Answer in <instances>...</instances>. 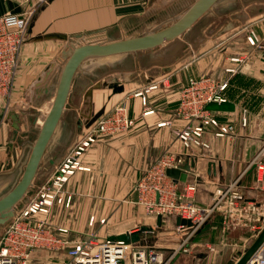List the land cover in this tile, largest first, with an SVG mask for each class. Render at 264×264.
Returning a JSON list of instances; mask_svg holds the SVG:
<instances>
[{
    "label": "crops",
    "instance_id": "crops-1",
    "mask_svg": "<svg viewBox=\"0 0 264 264\" xmlns=\"http://www.w3.org/2000/svg\"><path fill=\"white\" fill-rule=\"evenodd\" d=\"M194 2L48 0L41 5L21 49L11 101L0 98V108H9L0 123V178L4 180H0V187L16 175L26 151L31 148V130L48 114L42 117L37 113L48 102L53 104L48 96L64 63V48L74 43L78 45L77 41L84 38L112 41L141 35L138 32L161 23L169 14H184ZM31 3L32 0H0V16L24 12ZM208 14L214 17L213 33L212 23L201 22ZM194 31L198 32V39L192 38ZM252 31L257 36L255 45L247 39ZM181 37L154 49L110 59L90 58L77 71L69 95L71 108L63 113L47 148L44 155L47 165L43 168L42 161L36 177L38 183H44L59 167L68 150L83 139L91 124L123 100L128 102L135 125L126 132L102 138L81 156L86 170H75L66 184L72 196L70 204H55L49 214L53 226L69 228L70 240L95 230L101 239L126 237L163 246L159 242L149 243L147 239L158 228L175 227L177 218L149 214L146 207L138 203L135 186L166 151L191 152L173 132L174 128L187 123L176 111L180 93L190 77L230 78L226 91L228 100L211 103L208 108L221 124H234L235 132L225 137L207 132L211 148L206 152L195 150L196 157H188L197 161L200 175L189 173L187 182L179 183V190L183 191L186 183L197 181L196 203L210 205L217 191L227 186L223 181L227 180L228 163L236 179L253 170L251 163L264 146V0H219L184 39ZM228 67H239V71L230 75L225 70ZM49 69L52 72L48 75ZM153 84H158V88L145 92V96L148 107L154 112L143 115L142 97L135 96V92L145 91ZM12 110L19 116L18 129L13 126ZM243 116L248 118L246 126L242 124ZM169 121L170 124L159 126ZM209 158L216 163L217 175L214 170L207 172ZM251 175L255 184V172ZM91 216H95L93 227L89 225ZM193 248L196 246L192 244Z\"/></svg>",
    "mask_w": 264,
    "mask_h": 264
},
{
    "label": "built area",
    "instance_id": "built-area-1",
    "mask_svg": "<svg viewBox=\"0 0 264 264\" xmlns=\"http://www.w3.org/2000/svg\"><path fill=\"white\" fill-rule=\"evenodd\" d=\"M47 1L32 0L24 12L0 16V98L7 102L11 101L16 87L21 49L27 39L29 25L41 5ZM247 39L251 45H255V32L252 31ZM233 60L240 61L239 58ZM225 70L234 75L239 67H228ZM229 80L230 78L209 75L189 78L188 84L180 93L176 111V115L187 120V123L183 127L174 128L173 132L187 151L191 152L176 154L166 151L151 164L135 186L138 203L144 205L149 214L181 217L192 222L191 226L176 225L179 231L187 232L184 241L174 248L170 259H166L164 250L155 245L126 238L101 239L95 230H90L82 238L70 240L67 237L69 228L55 227L49 220L55 204H70L72 196L66 184L75 170H86L81 163L83 153L102 138L126 132L135 125L128 102L123 100L88 127L83 139L68 150L64 161L44 183L40 184L36 179L33 181L25 197L15 206L14 216L0 235V264H173L177 253L192 252L190 240L217 211L223 216L224 230L227 229L229 217L231 221L239 219L244 222L254 214L264 221L261 205L256 204V200L245 199L235 189L238 181L230 188H220L214 203L203 206L195 201L197 181L186 183L184 190L180 191L181 181L167 173L169 168L183 169L186 163L194 162L195 166L190 171H185L188 174L194 172L199 177L197 161L188 157H196L195 150L206 152L211 148V143L206 138L207 132H212L215 137L234 134V124H221L208 108L211 103L221 104L228 100L226 91ZM156 88L158 84H153L145 91L135 92V96L142 97L145 106L143 115L154 112L147 105L145 92ZM8 109L0 108V123L6 117ZM167 123L171 122H162L159 126ZM247 123L248 118L243 116V126ZM211 161L214 160L209 158V162ZM251 165L255 169V186L264 192V146ZM101 222L104 223L105 219ZM89 225H95V216H91ZM131 233L133 232L130 231ZM237 260L238 258L235 262ZM246 264H264V243Z\"/></svg>",
    "mask_w": 264,
    "mask_h": 264
},
{
    "label": "water",
    "instance_id": "water-1",
    "mask_svg": "<svg viewBox=\"0 0 264 264\" xmlns=\"http://www.w3.org/2000/svg\"><path fill=\"white\" fill-rule=\"evenodd\" d=\"M219 0H195V2L170 25L156 31L141 35L116 39L103 42H88L74 46L72 49L63 50L62 56L64 65L58 78L55 97L49 113L44 119L37 138L31 147L26 165L20 179L5 194L0 196V225L6 224L15 213V206L25 197L33 181L36 179L41 162L52 140L53 135L63 117L66 109L71 108L69 95L72 90L73 80L82 64L96 57H108L114 55H124L163 46L186 34L193 25L207 13ZM46 87V92H49ZM10 116L13 119V126L19 128V116L12 110ZM195 166L186 163L182 168H169L167 173L177 181L187 182L188 172ZM187 170V171H185ZM214 170L217 175L215 161L208 163V172ZM177 224L191 226L190 220L181 217L177 218ZM264 243V227L258 233V237L253 244L244 252H239L238 260L230 261L228 264H246L251 256Z\"/></svg>",
    "mask_w": 264,
    "mask_h": 264
},
{
    "label": "rangeland",
    "instance_id": "rangeland-1",
    "mask_svg": "<svg viewBox=\"0 0 264 264\" xmlns=\"http://www.w3.org/2000/svg\"><path fill=\"white\" fill-rule=\"evenodd\" d=\"M180 16L181 14L179 13L169 14L167 18L164 19V21H162L161 23L155 26H152L151 28L144 30L142 32H138V33H141V34L149 33V32L161 29L163 27H166L170 25L172 22H174L175 20H177ZM213 20H214V17L211 14L205 15V17L201 19V22L212 23V26H211L212 33L215 29V27L213 26L215 22H213ZM186 34L182 35L181 38L184 39V36H186ZM199 37L200 36L198 32L194 31L192 38L198 39ZM91 41L92 42H103L104 40H101L99 38H94V39L84 38V39L78 40L77 42L79 43L78 45H80V44H85ZM74 46H76L75 43L72 45H69L68 47L64 49L65 50L72 49ZM63 65L64 63L61 64L59 73L54 78L51 93L48 96V101H51L52 97L55 95L58 78L61 73ZM50 106L52 105L49 104L48 102V104H46V107H44V109L37 114L39 115L41 114L42 117L43 116L45 117V115L48 113ZM32 113L35 115L36 111L33 110ZM33 116H31V118L29 119L32 120ZM37 126L38 127L31 130L32 131L31 132L32 133L31 147L34 144L37 138V134L41 128L40 124L39 125L37 124ZM30 151H31V148L26 151L25 157L22 160V165L17 170L16 175L8 179L7 180L8 183L6 185H3L0 187V196H2L9 189H11L13 185H15V183L20 179L23 173L24 167L26 165ZM42 161H43V168H45V166L47 165V159L44 158ZM41 165H42V162H41ZM249 165H250V162L248 163V166ZM230 167L231 166L228 163L227 164V180L223 181V183L227 182L226 187L230 188L233 185V183L238 181L235 185V189L238 190V192L241 195H243L245 199L256 200L257 202L256 204L261 205L260 208L261 210L263 209L262 212L264 213V192L255 186V184L253 183L252 175L247 176L248 174H245L242 178L238 177L237 178L238 180H237L236 179L237 175L234 173L233 174L230 173V169H231ZM1 179L2 178H0V180ZM1 181H4V180H1ZM203 181L204 180H201V182ZM208 184H211V182L208 181ZM217 196H218V191L216 193V197ZM210 205H206V206H210ZM251 206L253 207V204ZM220 213H221L220 211L215 212L213 217L200 229V232L196 233L193 236V238L190 240L189 243L193 244V246H196V248H193L191 253H182V252L177 253L175 257L173 258V262H174L173 264H228L230 261H235L239 257V252H244L247 248H249L253 244L255 239L258 237V233L264 227V221L260 220L257 215L251 214L250 218L246 219L244 222L240 221L239 219L238 221L234 219L231 221L230 217L227 218V229L224 230V232H222L223 228L221 227L218 228V223L216 222L217 219H215L216 215L218 216V214ZM220 216H222V214ZM165 218L169 219V216H166ZM221 221L223 225V216H222ZM6 224L0 225V235ZM186 232L187 231H179L176 228V226L169 228V229L158 228L156 232L154 234H151L150 238H148L147 240L149 241V243H156V242H159L158 244L162 243L163 246L160 247L158 245V247L164 250L166 259H170L171 255L174 253V248H177L178 244L184 241V238L186 237ZM210 246L212 248H210Z\"/></svg>",
    "mask_w": 264,
    "mask_h": 264
},
{
    "label": "trees",
    "instance_id": "trees-1",
    "mask_svg": "<svg viewBox=\"0 0 264 264\" xmlns=\"http://www.w3.org/2000/svg\"><path fill=\"white\" fill-rule=\"evenodd\" d=\"M253 172H255V169L254 168H253V170L247 176H250ZM215 219H217L216 222L218 223V228H220V227L222 228V223H221L222 222L221 221L222 220V216H220V214H218V216L216 215ZM199 232H200V230L197 233H199Z\"/></svg>",
    "mask_w": 264,
    "mask_h": 264
},
{
    "label": "bare ground",
    "instance_id": "bare-ground-1",
    "mask_svg": "<svg viewBox=\"0 0 264 264\" xmlns=\"http://www.w3.org/2000/svg\"><path fill=\"white\" fill-rule=\"evenodd\" d=\"M117 56H120V55L108 56V57H104V58H105V59H110V58H115V57H117ZM51 69H52V68H51ZM51 69L48 70V75H49L50 72H52ZM54 97H55V96L52 97V101L54 100ZM47 110H48V109H47ZM48 113H49V111H48ZM39 121H40V120H39ZM42 123H44V122L41 121L40 124L43 125Z\"/></svg>",
    "mask_w": 264,
    "mask_h": 264
}]
</instances>
